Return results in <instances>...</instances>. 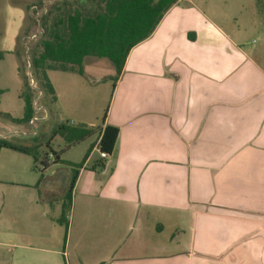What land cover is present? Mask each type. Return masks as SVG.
Listing matches in <instances>:
<instances>
[{"label":"crops","instance_id":"1","mask_svg":"<svg viewBox=\"0 0 264 264\" xmlns=\"http://www.w3.org/2000/svg\"><path fill=\"white\" fill-rule=\"evenodd\" d=\"M99 59L84 61L93 85L117 76ZM107 108L98 126L119 128L115 149L102 158L101 133L90 142L69 213L72 168L46 155L41 173L33 156L0 149V264H264L256 0H179L131 49L101 118ZM67 152L59 159L77 162Z\"/></svg>","mask_w":264,"mask_h":264},{"label":"trees","instance_id":"2","mask_svg":"<svg viewBox=\"0 0 264 264\" xmlns=\"http://www.w3.org/2000/svg\"><path fill=\"white\" fill-rule=\"evenodd\" d=\"M179 0H54L43 8L39 21L29 14L33 24L31 35L38 37L29 45L28 56L35 76L39 79L42 94H49L56 100L55 88L47 75V70H59L85 75L84 61L87 57L107 58L118 76L125 65L131 49L148 38L165 13ZM259 11L264 12V0H256ZM36 30V31H35ZM38 30V35L37 34ZM20 54V52H19ZM21 55V54H20ZM21 71V69H19ZM25 74V73H24ZM113 77V81L117 80ZM27 78V77H26ZM29 85V84H28ZM114 86V84H113ZM25 114L22 121L31 120L34 115V97L32 92L23 94ZM105 110L102 123H105ZM93 131L86 125L77 127L63 123L57 127L53 136L61 134L69 141L68 147L84 141ZM101 133L99 149L107 155L113 153L119 135L117 126L108 124ZM51 141V140H50ZM50 145V142H47ZM40 145L23 146L7 140H0L1 148H10L33 156V168L43 173L49 166V155L55 161H61L72 168L70 189L66 195L64 210L71 205L72 191L79 169L86 163L93 145L80 162L60 160L62 152L50 151L40 155ZM57 158V160H56ZM104 161L99 162L102 166Z\"/></svg>","mask_w":264,"mask_h":264},{"label":"rangeland","instance_id":"3","mask_svg":"<svg viewBox=\"0 0 264 264\" xmlns=\"http://www.w3.org/2000/svg\"><path fill=\"white\" fill-rule=\"evenodd\" d=\"M43 1L46 0H0V140L4 139L23 146L38 144L39 150L42 149L40 155H43V151L49 152L50 147L59 152L68 150L66 157L78 162L91 147L88 146L90 142L97 139L98 125L102 124L103 118L100 116L102 103L108 100L113 81L109 78L106 83L93 85L92 80L86 75L50 70L47 75L57 87L60 100L53 101L47 93L41 95L39 89L41 83L31 67L28 48L38 39L31 35L34 28L32 30L33 24L29 14L32 17H40L45 5ZM243 13L251 17L250 8L247 7ZM249 41L250 44H257L259 36L254 35ZM99 60L105 63L100 67L103 71L105 69L106 74H116L115 68L110 65L112 64L110 60L107 58ZM27 91L33 93L35 111L31 120L20 121L17 119L24 117L23 94ZM74 98H79L81 108H76ZM80 119H85L86 123H94V126L84 124L93 129L85 139L87 141L68 147L69 141L65 136L60 133L53 136L57 127L63 123L83 126L80 124ZM47 142H50V145H47ZM2 154L8 155L14 152L6 150ZM95 156H98V153ZM3 158L4 155L0 161V175L6 176L4 162L8 157ZM61 166L70 167L67 164ZM67 211L69 213L70 205Z\"/></svg>","mask_w":264,"mask_h":264},{"label":"built area","instance_id":"4","mask_svg":"<svg viewBox=\"0 0 264 264\" xmlns=\"http://www.w3.org/2000/svg\"><path fill=\"white\" fill-rule=\"evenodd\" d=\"M53 1H54V0H46L47 5L45 4V5H44V8L47 7V6H48L51 2H53ZM34 37H35V35H34ZM100 155H101L102 158H105V157L108 156L107 153L104 152V151H101V152H100Z\"/></svg>","mask_w":264,"mask_h":264},{"label":"flooded vegetation","instance_id":"5","mask_svg":"<svg viewBox=\"0 0 264 264\" xmlns=\"http://www.w3.org/2000/svg\"><path fill=\"white\" fill-rule=\"evenodd\" d=\"M44 2V4H46L47 5V2L46 1H43ZM43 14V11H42V13L40 14V16ZM34 18H36L38 21H39V17H34Z\"/></svg>","mask_w":264,"mask_h":264}]
</instances>
